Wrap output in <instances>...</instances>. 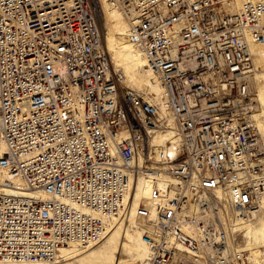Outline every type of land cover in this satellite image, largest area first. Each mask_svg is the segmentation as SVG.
I'll return each instance as SVG.
<instances>
[{
    "label": "built area",
    "instance_id": "2783aa9c",
    "mask_svg": "<svg viewBox=\"0 0 264 264\" xmlns=\"http://www.w3.org/2000/svg\"><path fill=\"white\" fill-rule=\"evenodd\" d=\"M107 1L160 92L124 85L97 0H0V186L32 192L0 193V263L53 262L118 221L143 264H264L233 228L264 202V0Z\"/></svg>",
    "mask_w": 264,
    "mask_h": 264
},
{
    "label": "rangeland",
    "instance_id": "374dc122",
    "mask_svg": "<svg viewBox=\"0 0 264 264\" xmlns=\"http://www.w3.org/2000/svg\"><path fill=\"white\" fill-rule=\"evenodd\" d=\"M98 2L100 5L99 0ZM100 7L102 8V5H100ZM101 14H102V9H101ZM102 16H101V19H102ZM101 30L103 33V41H105L104 46L107 51L109 50L108 52L111 54L112 61L114 62V58L116 57V55H118L119 62L124 61L122 60V57L123 59H125L124 65H123L124 67L130 62H132V54L130 52L124 53L123 56L121 55L122 53H120L119 55L115 52H110V50H113V49H116L118 52H123L124 50H127V48H125L123 45L119 43L120 40H127L125 37L120 36V38H118L115 41L111 39V36L113 34H116L119 31L121 32V30H124V32H126L127 29H125V25L122 24L121 26L120 24H118L117 26H115V23H112V22L110 23L107 21V19H105L104 21L102 20L101 22ZM260 53H262V50L259 51V54ZM130 68L125 69L129 77L128 85L131 87L135 86L139 89L145 90V88H147L150 85V78L147 72L144 71L142 66L139 68H136L134 66L133 68H136L137 71H131ZM121 71L123 72L122 69ZM124 77H125V74H124ZM124 79H125L124 85L127 86V84L125 83L126 77ZM255 87H256V81H255ZM253 97H254L255 103L252 106L253 109L250 110L248 114H249L251 123L253 122L255 124L256 133L264 147V118H262V120L260 121L258 119L259 121V124H258L257 117H256L257 115H260L263 112V108H264L261 102V98L259 96V81H257V87H256V91ZM256 106L257 108H255ZM262 224L263 223H259L253 228L242 229V234L244 235V238L251 239V238L258 237V238L264 239L263 230L261 232V228L263 229ZM126 228L128 227L126 223H124L123 227L110 229L104 241L98 244L95 248L89 251H86L87 254H85L84 259L86 258L88 261L85 264H141L140 261L144 253L142 244H141V232H139L138 230H133V231L129 230L131 232H127ZM261 249L264 251V248L262 246H261ZM74 252L76 251L67 250L63 252L62 254H63L64 259L69 256H72ZM260 258L262 259V261H264V255L258 254L256 256L257 261H259ZM73 259L74 258L71 259L72 261L70 260L69 262L65 264H78L76 263V260H73Z\"/></svg>",
    "mask_w": 264,
    "mask_h": 264
},
{
    "label": "bare ground",
    "instance_id": "6f19581e",
    "mask_svg": "<svg viewBox=\"0 0 264 264\" xmlns=\"http://www.w3.org/2000/svg\"><path fill=\"white\" fill-rule=\"evenodd\" d=\"M99 1H100V5H102V8L100 7L99 10L101 12V9H102V14H103V16L101 14V16H102L101 22H102V20L104 21L105 19H107L108 22L115 23V26H117L118 24H120L122 26V24H123V25H125V29L128 28L127 21L123 18L122 14L119 12L118 9H116L113 6H110V4L108 3L107 0H99ZM226 3L228 5L229 11H236V10L239 9L240 0H226ZM97 5L99 6V2L97 3ZM100 28H101V23H100ZM120 36L125 37L127 39V31L124 32V30H121V32L119 31L116 34H113L111 36V39L113 41H115L118 38H120ZM102 42H103V45H104V42L105 41H103V33H102ZM119 43L121 45H123L125 48H127V50H124L123 52H118L116 49H113V50H110V52H115V53H117L119 55H120V53H122L121 54L122 56H123L124 53L130 52L132 54V62H130L129 64H127L126 65L127 67L126 66L125 67L126 68H130L131 67L130 68L131 71H137L136 68H139V67L142 66L143 69H144V71L147 72V74L149 75V78H150V85L147 88H145V90L153 91V92H156V93L157 92H160L161 86L159 85V83L157 81V78H155L153 75H151V73L148 70L145 69V64L146 63H145V60H144L143 56L134 48V46L130 43V41L128 39L127 40H120ZM253 48L258 53H259L260 50H262V53H260V55L264 56V48L262 46H255ZM110 57H111V54H110ZM118 57L119 56L116 55V57L114 58V62L112 61V58H111V62H112L113 66L115 68H121L123 70V72L125 74V77H126L125 83L127 84V86H129L128 85L129 77H128L127 72L125 70L126 68L123 66L125 59H123V57H122V60H124V61H120L119 62ZM121 63H123V64H121ZM134 66L136 68H133ZM124 80L125 79H123V83H124ZM257 81H259V96L261 98V102H262V105L264 107V98H263V96H264V83H263V81H264V75H261V76L257 77V79H256V87H257ZM256 87H255V83H254V91H256ZM134 88H137V87L134 86ZM137 89H139V88H137ZM255 108H257V106ZM256 117H257V123L259 124V121L262 120V118H264V108H263V112L260 115H257ZM258 119H259V121H258ZM252 124H253L254 129H255V132H256L255 124L253 122H252ZM160 138L161 137L157 138V140H159ZM259 142H260V144L262 146V149H264V147H263L260 139H259ZM159 143L160 144L162 143L161 142V139H160ZM3 149H4V144H2V142L0 141V153H1V151ZM263 159H264V156H263ZM5 177H6V175L0 171V182H2L5 179ZM14 183L19 187L18 190L11 191V190H8V189H4V188H2L0 186V193H4V194L16 193V194H23V195H30V194H32V192H27L26 193V191L23 190L25 184L23 183L22 180L15 179L14 180ZM36 194L41 195L42 198L44 197V195L41 192H36ZM148 196H149L148 189L147 188H144L143 185H142V183L139 182L138 185H137V188L135 190V197H136V199L133 200L134 201L133 204H132L133 207H135L137 205V203H139V201H141L143 198H145V199L148 198ZM83 210L85 212H88L87 209H83ZM112 221H110V222H112ZM131 223H132V221H131ZM259 223H263L262 224L263 229L261 228V232H262V230L264 232V202H263V205H262V212H261V214H259V216H257V218L255 219V221L244 222V223H241V222L240 223H237L233 227L234 228V233H239L240 235H243L242 234V229L253 228L256 225H258ZM123 224L124 223L117 221V222H115V224L112 225V227L110 229L123 227ZM110 229L107 230L104 238L102 240H100V241H97L96 243H90V244H88L85 247H78L76 244L71 243L68 246L61 247L60 248V252H59V257L60 258H58L57 260H55L53 262L43 263V264H65V263L69 262L72 258H74L73 260H76V263H78V264H85L88 261L86 258L84 259L85 254H87L86 251H89V250L95 248L98 244H100L102 241H104L106 239L107 234H108V232H109ZM129 230L133 231V230H138V229H130L129 227L126 228V231L127 232H131ZM243 237H244V235H243ZM245 241L247 242V245L246 246L247 247H250L252 249V254H253V257H254L255 260H256V256L258 254L264 255V254H262V249L259 248L260 245H258L260 243L261 246L263 247L264 246V239L257 237V238L245 239ZM141 244H142V248H143V252L144 253H143V257H142V259H141L140 262H141V264H143V261H144L143 259L147 255V249H146V246L144 245V243L142 241V238H141ZM236 248L237 249H240V248H242V246L241 245H238ZM67 250H69V251H76V252H74V254L72 256H69V257H67V258L64 259L62 253L65 252V251H67ZM77 251H79V252H77ZM61 260H63V261H61Z\"/></svg>",
    "mask_w": 264,
    "mask_h": 264
}]
</instances>
